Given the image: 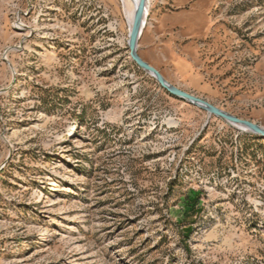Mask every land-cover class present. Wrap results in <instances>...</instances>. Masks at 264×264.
<instances>
[{"label":"rangeland","instance_id":"374dc122","mask_svg":"<svg viewBox=\"0 0 264 264\" xmlns=\"http://www.w3.org/2000/svg\"><path fill=\"white\" fill-rule=\"evenodd\" d=\"M147 5L141 58L264 128V0ZM121 7L0 0V264H264V137L140 70Z\"/></svg>","mask_w":264,"mask_h":264},{"label":"water","instance_id":"95a60500","mask_svg":"<svg viewBox=\"0 0 264 264\" xmlns=\"http://www.w3.org/2000/svg\"><path fill=\"white\" fill-rule=\"evenodd\" d=\"M147 2L148 0H139L134 15L132 30L128 40L130 58L136 64V66L151 76L171 96L187 102L188 104L193 105L194 107L205 111L212 116H216L227 123L240 125L248 132L264 137L263 127H260L259 125H256L250 121L239 119L198 97L182 91L176 86L170 84L156 68L141 58L138 52V46L144 31V18Z\"/></svg>","mask_w":264,"mask_h":264},{"label":"bare ground","instance_id":"6f19581e","mask_svg":"<svg viewBox=\"0 0 264 264\" xmlns=\"http://www.w3.org/2000/svg\"><path fill=\"white\" fill-rule=\"evenodd\" d=\"M138 2H139V0H121L122 11H120V10L116 11V15L117 16H115V18L117 20L116 30L118 32L119 31H124L125 30V24H126V22H128V35L130 36L131 30H132V26H133L134 15H135V11H136ZM114 5H116V4L114 3ZM134 5H135V7H134ZM147 16H148V7H146L144 24H145V19L147 18ZM228 124L233 126V127H235V128H238V129H240L242 131H247L245 128H243L240 125H236V124H233V123H228Z\"/></svg>","mask_w":264,"mask_h":264},{"label":"trees","instance_id":"16d2710c","mask_svg":"<svg viewBox=\"0 0 264 264\" xmlns=\"http://www.w3.org/2000/svg\"><path fill=\"white\" fill-rule=\"evenodd\" d=\"M191 232V229L188 230V234Z\"/></svg>","mask_w":264,"mask_h":264}]
</instances>
